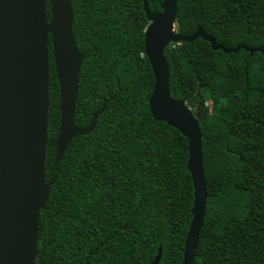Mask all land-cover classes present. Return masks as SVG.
<instances>
[{
    "label": "trees",
    "instance_id": "trees-1",
    "mask_svg": "<svg viewBox=\"0 0 264 264\" xmlns=\"http://www.w3.org/2000/svg\"><path fill=\"white\" fill-rule=\"evenodd\" d=\"M163 0H71L83 56L73 123L96 126L56 159L60 91L49 44L46 208L35 264H181L191 221L188 142L155 121L154 76L144 51ZM175 31L216 44L264 48V0H176ZM47 20H51L49 4ZM50 42V36L48 37ZM170 96L198 121L207 194L195 264H264V57L209 43L169 44ZM95 249L98 251L94 253ZM90 255V256H89Z\"/></svg>",
    "mask_w": 264,
    "mask_h": 264
},
{
    "label": "water",
    "instance_id": "water-1",
    "mask_svg": "<svg viewBox=\"0 0 264 264\" xmlns=\"http://www.w3.org/2000/svg\"><path fill=\"white\" fill-rule=\"evenodd\" d=\"M143 9L148 21L144 51L154 76L149 111L155 121L177 130L188 142L186 166L193 185V204L181 264H195L207 200L202 135L190 109L182 100L170 96L164 50L171 43H192L197 39L225 54L244 50L249 56L261 53L264 57V48L250 49L240 44L226 49L201 29L191 36L176 33V0H163L158 14H150L145 3ZM72 27L71 0H0V264H35L39 214L49 198L44 176L49 44L60 91L57 160L75 137L94 130L97 117L105 110L106 102L85 128L73 123L83 56L77 50ZM160 259L161 249L151 264H158Z\"/></svg>",
    "mask_w": 264,
    "mask_h": 264
}]
</instances>
